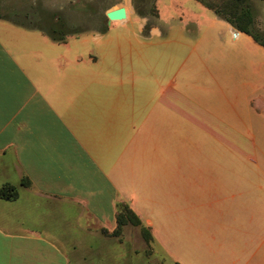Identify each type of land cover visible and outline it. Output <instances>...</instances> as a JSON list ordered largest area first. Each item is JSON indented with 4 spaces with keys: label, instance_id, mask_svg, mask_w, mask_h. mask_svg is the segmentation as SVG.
<instances>
[{
    "label": "crops",
    "instance_id": "crops-1",
    "mask_svg": "<svg viewBox=\"0 0 264 264\" xmlns=\"http://www.w3.org/2000/svg\"><path fill=\"white\" fill-rule=\"evenodd\" d=\"M42 1L68 25H99L57 41L48 28L0 17V187L18 192L0 197V264L130 262L103 249L122 243L111 235L118 206L159 246L148 216L180 212L187 183L191 207L226 208V237L183 243L179 263L264 264V175L253 182L250 173L264 165L255 153L264 46L196 0H153L156 15H140L134 0ZM120 7L126 18L108 21ZM154 50L167 70L157 97Z\"/></svg>",
    "mask_w": 264,
    "mask_h": 264
},
{
    "label": "rangeland",
    "instance_id": "rangeland-1",
    "mask_svg": "<svg viewBox=\"0 0 264 264\" xmlns=\"http://www.w3.org/2000/svg\"><path fill=\"white\" fill-rule=\"evenodd\" d=\"M249 1L254 12L256 29L264 35V0ZM41 2L43 1L41 0ZM41 2L40 0H0V17L10 18L29 25H40L54 30L57 34L99 25L96 20L97 17L68 25L64 22L62 14L48 12L43 8V3ZM134 4L138 13H149L152 15L154 10L153 0H134ZM153 63L155 70L152 93L157 97L164 90V79L167 73L162 50H154ZM177 134L175 132L172 133L173 143L177 142ZM232 138L236 140L237 136H232ZM257 139L258 144L255 153L261 158V155L264 157V134L258 136ZM194 144V135H187L186 154L188 160L200 157L194 150ZM207 153V150H203L201 157L208 159ZM226 154L220 153L219 158H226ZM253 154L254 151L251 150L243 152L234 150L233 157L240 158L243 155L249 156ZM228 157H231L230 154ZM250 173L252 177L257 174L263 176L264 165L259 168L252 167ZM251 181L257 182V177H253ZM185 191L186 202L180 212L177 210L166 212L159 207L155 215L149 214L151 216H148L155 221L159 228V246L156 243H148L144 239L140 227L126 225L120 235L122 243L115 246L108 245L103 248L107 256L114 258V260H118V257H122L123 260H126L129 256L132 257V259H129L130 262L126 260L122 264H173L175 262L180 264V250L183 243L187 246L189 242L200 238L199 235H203V238H209L210 235H219V238L226 237V231H221L220 228V226L223 225L225 227L227 224L226 208L219 212L217 208L211 209L207 205L191 207V202L196 200V190L187 183ZM206 198L207 200L211 199L209 196ZM197 203H200V199L197 200ZM180 226L181 232L179 231ZM136 259L139 262H135Z\"/></svg>",
    "mask_w": 264,
    "mask_h": 264
},
{
    "label": "trees",
    "instance_id": "trees-1",
    "mask_svg": "<svg viewBox=\"0 0 264 264\" xmlns=\"http://www.w3.org/2000/svg\"><path fill=\"white\" fill-rule=\"evenodd\" d=\"M204 7L212 10L216 15L222 17L235 29L251 36L257 43L264 46V35L261 34L255 26V18L252 6L249 0H196ZM141 15V13H139ZM152 15H156L154 9ZM148 28H145V32ZM48 35L57 41L63 40V35L56 37L54 30H49ZM26 179L22 180V185L28 186ZM18 196L17 188L10 184H4L0 187V197L3 200H14ZM116 228L111 233L112 236L119 237L122 229L126 225L140 227L144 239L150 243L151 234L147 228L142 226L140 219L129 209L126 204H120L116 213ZM173 264H178L177 262Z\"/></svg>",
    "mask_w": 264,
    "mask_h": 264
},
{
    "label": "water",
    "instance_id": "water-1",
    "mask_svg": "<svg viewBox=\"0 0 264 264\" xmlns=\"http://www.w3.org/2000/svg\"><path fill=\"white\" fill-rule=\"evenodd\" d=\"M108 21H122L126 18V11L123 7L111 10L106 13Z\"/></svg>",
    "mask_w": 264,
    "mask_h": 264
}]
</instances>
